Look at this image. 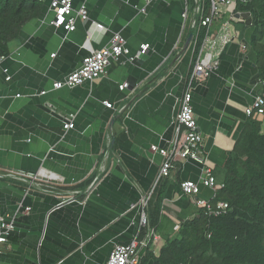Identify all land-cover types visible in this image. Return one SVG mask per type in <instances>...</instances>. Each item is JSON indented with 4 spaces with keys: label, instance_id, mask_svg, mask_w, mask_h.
<instances>
[{
    "label": "crops",
    "instance_id": "1",
    "mask_svg": "<svg viewBox=\"0 0 264 264\" xmlns=\"http://www.w3.org/2000/svg\"><path fill=\"white\" fill-rule=\"evenodd\" d=\"M196 1L75 0L76 9L86 4L90 21L78 20L68 33L51 24L48 0L41 16L11 43L10 55L0 58V216L16 223L0 264H107L117 245L144 238L139 212L131 210L143 198L149 200V217L161 204L158 254L199 213L197 197L184 196L180 183H201L202 166L178 161L170 178L159 179L163 158L151 151L175 138L173 119L193 67L182 14L186 6L192 13ZM93 22L104 30L92 28ZM248 27L246 18H237L235 40L219 69L194 84L204 157L218 183L248 120L245 111L261 91ZM116 33L127 40L132 56L150 45L147 59L131 63L126 56L93 83L53 89ZM130 78L137 79L136 87L121 91ZM105 101L114 109H106ZM69 121L74 129L66 131ZM9 172L37 178L16 180ZM213 195L200 185L198 198ZM71 197L77 201L61 204Z\"/></svg>",
    "mask_w": 264,
    "mask_h": 264
},
{
    "label": "built area",
    "instance_id": "2",
    "mask_svg": "<svg viewBox=\"0 0 264 264\" xmlns=\"http://www.w3.org/2000/svg\"><path fill=\"white\" fill-rule=\"evenodd\" d=\"M47 1L38 0L41 4ZM74 1L50 0L48 11L54 14V21L51 24L55 28H63L68 33H72L76 30L78 20L86 23L90 21L86 4L76 9ZM152 1L145 0L147 4ZM252 1L254 0H210L209 15H205L204 0L196 1V7L192 13H190L188 6L185 7L182 14V32L188 31L193 34L190 43L193 51V67L180 100L179 110L173 119L175 138L169 142L166 148L157 145L151 147L153 154H158L163 158L159 179L170 178L175 163L178 161H194L202 166L205 176L201 179V183L184 181L180 183V190L184 196L197 197L195 200L197 208L203 210L207 216L214 218L226 215L230 207L226 202L215 201L218 191L224 189L225 185L218 183L213 174V168L208 164L207 158L204 157V136L199 129L192 105L194 84L206 80L219 69L223 55L235 40L232 33V24L237 20L236 17L251 20V14L239 12L238 6L248 5ZM223 8H227L229 13H224ZM141 12L145 13L146 10L142 9ZM216 23L219 26L214 29ZM91 27L98 31L104 30V26L96 22H93ZM90 39L91 36L88 40L90 41ZM243 48L246 49V46L243 45ZM150 50V45L145 44L140 47L138 55L132 56L128 49L127 40L120 33H116L105 48L100 51L89 52L83 59L81 66L62 81L54 83L53 89H73L87 83H93L107 74L108 68L114 61L128 56L129 62L134 63L140 56H145ZM10 80L11 78L8 77L7 81ZM258 84L261 91L245 111L248 118L264 116V80L259 79ZM119 88L124 91L129 88V84L125 83ZM45 94L46 92L41 93V95ZM103 105L106 109H114V104L111 102L105 101ZM124 109L121 112L125 111ZM63 128L66 131L73 130L74 123L69 121L63 125ZM7 176L27 182L30 179L37 178L18 172H9ZM200 185L214 191L211 199L198 198ZM76 201L75 197H71L61 204H70ZM29 210L27 209V211ZM131 210L139 212L138 223L145 230V236L141 241L134 239L128 245H117L112 251L107 264H142L147 250H153L160 241V236L151 226L148 214L149 200L147 198L141 199L140 203L131 207ZM15 223L14 219L4 215L0 216V256L3 254V247L9 243L10 237L15 231Z\"/></svg>",
    "mask_w": 264,
    "mask_h": 264
},
{
    "label": "trees",
    "instance_id": "3",
    "mask_svg": "<svg viewBox=\"0 0 264 264\" xmlns=\"http://www.w3.org/2000/svg\"><path fill=\"white\" fill-rule=\"evenodd\" d=\"M204 3L209 15L210 0ZM238 11L251 14L249 44L258 77L264 80V0L239 5ZM42 13L38 0H0V58L10 55L23 27ZM222 170L225 188L215 201L226 202L229 212L214 218L199 210L174 238L165 240L158 254L147 250L142 264H264V116L248 118ZM161 210L158 204L150 217L156 232Z\"/></svg>",
    "mask_w": 264,
    "mask_h": 264
},
{
    "label": "water",
    "instance_id": "4",
    "mask_svg": "<svg viewBox=\"0 0 264 264\" xmlns=\"http://www.w3.org/2000/svg\"><path fill=\"white\" fill-rule=\"evenodd\" d=\"M237 18H239V17L237 16ZM192 36H193V34H190V35H189V37H188V39H187V41H186L185 48H187V47L190 45V43H191V39H192ZM146 59H147V56H140V57L138 58V63H139V64H142ZM128 84H129V86H130L131 89L135 88L136 85H137V79H135V78H133V79L130 78Z\"/></svg>",
    "mask_w": 264,
    "mask_h": 264
}]
</instances>
